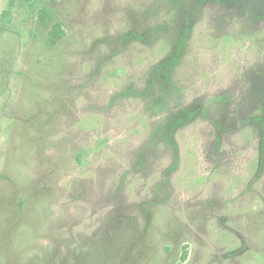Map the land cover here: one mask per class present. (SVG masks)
I'll list each match as a JSON object with an SVG mask.
<instances>
[{"label": "rangeland", "instance_id": "rangeland-1", "mask_svg": "<svg viewBox=\"0 0 264 264\" xmlns=\"http://www.w3.org/2000/svg\"><path fill=\"white\" fill-rule=\"evenodd\" d=\"M0 264H264V0H0Z\"/></svg>", "mask_w": 264, "mask_h": 264}, {"label": "trees", "instance_id": "trees-1", "mask_svg": "<svg viewBox=\"0 0 264 264\" xmlns=\"http://www.w3.org/2000/svg\"><path fill=\"white\" fill-rule=\"evenodd\" d=\"M186 256H187V254H186V253H184V255H183L182 259H183V260H185V259H186Z\"/></svg>", "mask_w": 264, "mask_h": 264}]
</instances>
